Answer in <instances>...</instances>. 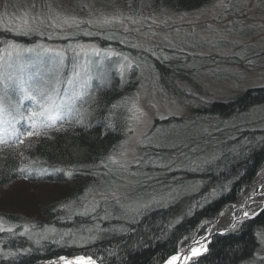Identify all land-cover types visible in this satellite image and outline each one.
I'll use <instances>...</instances> for the list:
<instances>
[{"label": "trees", "instance_id": "obj_1", "mask_svg": "<svg viewBox=\"0 0 264 264\" xmlns=\"http://www.w3.org/2000/svg\"><path fill=\"white\" fill-rule=\"evenodd\" d=\"M65 1L74 9L72 11L89 12L104 7L99 12L105 15L120 6L128 8L132 15H140L153 9L192 11L216 0H131L130 5L129 0ZM34 2L39 4L41 0H0V14L5 11L14 13L18 9H21L20 12L25 9L33 12L31 5ZM55 2L49 0L52 7ZM81 3H88L91 7L81 8ZM5 5L8 10H5ZM20 12L12 15L18 17ZM2 20L5 21L0 18V22ZM4 27H0V40L11 39L26 45L44 41L40 36L6 32ZM107 30L112 31L114 28L112 25L107 26L104 35L108 34ZM76 38L96 41L101 46L107 44V39L100 36L81 34ZM55 41L63 43V40ZM112 41L111 44L118 50L147 60L155 67L162 88L189 103L187 114L168 115L163 119L155 117L146 131L145 134L152 135L159 129L160 133L154 137V141H163L167 146L156 148L138 145L137 157L155 160L158 155L163 158L159 163L175 159L172 171L151 164H132L129 173L118 174L113 171L107 176L103 175L107 169L100 162L109 154L113 155L118 148L126 133L125 120L129 113L124 107L115 110L112 116L115 130L105 129L103 117L109 115L108 107L113 103L120 104L127 100L130 107L141 78L136 66H133L124 73L122 82L120 70L113 64L105 75L106 86L98 93L101 110L90 121L92 127L87 130L80 126L70 128L67 132L56 134L54 142L41 140L28 152V155L38 157L43 162L41 166L62 168L65 171L50 170L43 176L33 174L27 179L18 175H0V193L2 189L21 180L46 181L61 184L64 188L58 196L41 203L37 212L11 211L0 207V220L7 227L15 226L13 233H0V249L17 253V256L8 259L0 255V264H38L45 259L76 254L89 255L98 264H161L181 246L199 236L219 210L230 207L247 190L259 168L264 165V114L255 118L251 116L258 108L264 110V83L246 85L237 92L214 98L203 97L205 88L199 80L200 71L193 65L197 58L176 60L167 49L162 48L153 55L154 51L133 47L128 42L120 43L118 39ZM253 53H243V50L236 48L224 54L220 62L229 61L232 65L244 67ZM213 60L217 62L219 58L214 56ZM216 69L213 65L207 72L210 74ZM96 83L94 80V86ZM173 144L179 147H171ZM191 149H195V152ZM180 153H185L187 158L180 157ZM212 158L215 159L210 165L197 171L190 170L192 160ZM6 163L12 164L13 161L9 159ZM92 164L100 166L95 169L80 168V165ZM109 166L113 169L116 167ZM68 170L74 172L71 177L65 174ZM93 171L101 175L93 176L90 174ZM130 173H145L154 179L148 181L144 175ZM101 181L116 190L121 197L130 195L140 202H146L152 196L164 197L167 201V194L172 189H179L182 185L190 187L187 194L179 195L166 207L153 205L137 216L135 221L129 217L118 219L120 214L114 211L115 205L111 201L108 204L101 201L94 214L75 215V212L82 210L84 203L99 201L100 191L107 193L108 189L101 185ZM89 188L95 190L81 203L79 198ZM73 201L77 203L70 213L63 205ZM121 202L129 201L122 199ZM106 210L108 218L103 219ZM189 211L191 214H188ZM24 225L29 227L27 234H21ZM97 225L102 230H97ZM49 228H55L57 232L50 235L47 232ZM65 232H70V235L61 240ZM257 233H264V205L255 216L240 220L235 229L215 234L207 251L195 258L194 264H264V243ZM91 236L96 239L91 240Z\"/></svg>", "mask_w": 264, "mask_h": 264}, {"label": "snow or ice", "instance_id": "obj_2", "mask_svg": "<svg viewBox=\"0 0 264 264\" xmlns=\"http://www.w3.org/2000/svg\"><path fill=\"white\" fill-rule=\"evenodd\" d=\"M131 0H129V5ZM5 5V9H7ZM81 8H90V4L81 3ZM227 10L229 5H223ZM34 10L32 13H25L23 17L17 18L14 15H9L7 11L0 14V18L7 21V26L3 28L6 32H12L16 35L24 36H40L47 37L49 41L53 39L64 40L67 43L59 46H53L50 43L37 42L32 45H24L15 40H0V175H18L25 179L35 174L43 176L50 170L52 172H63L62 168L52 167L51 169L41 166L42 161L38 157L28 155V152L35 147L36 143L41 140L55 141L56 134L67 132L70 128L80 126L87 130L92 127L91 120L95 114L101 110L100 97L98 93L106 86L107 81L103 73H93V67H98L99 64L113 56H120L111 49H101L95 44H84L79 41L73 43V40L80 36L92 37L100 36L102 39L112 40L118 39L120 43H125L126 40L120 39L113 33L104 35L101 31L86 30L82 25L97 26L99 29H105L114 23L119 24L127 32L129 29L124 25L123 20L128 19L132 23H138L133 16L115 15L111 17L101 16L100 19H82L75 14H64L53 9L49 0H41L39 4L35 2L31 5ZM89 17L93 13L89 11ZM18 22L13 24V21ZM155 23V21H153ZM42 26L47 27L49 31L45 32ZM139 31V29H136ZM154 34V33H153ZM133 47H142L141 45H133ZM151 49H145L150 51ZM71 54V55H69ZM155 55V52H153ZM93 58H96L95 63ZM133 67L132 60L127 55L122 56V63L119 66L120 76L123 82L124 73ZM67 70V71H66ZM97 83L93 84V81ZM127 100L120 104L113 103L108 107L109 115L103 117L105 121V129L115 130V125L112 123V116L115 110L124 107L129 113L125 120V132H134L131 124L133 121L139 122L147 113L139 107L135 102L128 106ZM154 107V105H153ZM164 117H161L163 119ZM99 122V121H98ZM160 133L157 129L152 135L145 134L137 143L140 146L149 147H165L167 146L163 141H154V137ZM127 141H121L120 147L124 149ZM176 148L179 145H171ZM187 147V146H185ZM195 152V149H191ZM148 155L147 153L145 154ZM127 151L120 152L121 159H117L115 155L109 154L100 162L107 171L103 173L107 176L109 173L115 171L118 174L129 173L132 164L137 166L141 164H151L153 167L164 168L172 171V166L175 159L169 160L168 163H159L163 158L156 156V159H145L144 157H137L129 161L126 159ZM180 157L187 158L185 153H180ZM11 159L12 164L6 162ZM213 159H205L203 161L192 160L190 168L191 171H197L201 168L210 165ZM109 165L116 166L115 169ZM100 165H80V168L95 169ZM79 170V169H76ZM65 174L71 177L74 172L68 170ZM87 174V173H86ZM93 176H100L99 172H91ZM131 175H144L145 179L150 181L154 177L145 173H130ZM101 185L108 189L107 193L100 191V200L84 203L80 211L75 212V215H89L96 213V210L101 205L108 204L110 201L115 205L114 211L120 215L118 219L129 217L135 221L143 211L150 209L153 205L167 206L168 202L173 201L181 194H187V189L190 185H182L179 189H172L167 194V201L164 197L157 198L152 196L146 202H140L133 199L130 195L121 197L113 191L104 181ZM167 186V185H165ZM95 189L89 188L84 196L80 197L81 203L87 200L88 194ZM155 191V189H153ZM254 192L252 195H255ZM215 195V190L213 191ZM251 198V197H250ZM122 199H126L128 203H122ZM207 199V198H205ZM77 201L71 204L63 205L64 209L72 212L73 206ZM244 205H241L243 208ZM188 214H191L189 211ZM255 215L256 213H252ZM249 212L243 211L242 217H248ZM235 222L231 225L233 229L236 228V223L240 220L235 218ZM71 218V216H69ZM95 218V217H93ZM108 218L106 215L103 219ZM179 222V221H176ZM172 225H169L171 227ZM203 226V225H202ZM15 226L5 228L0 222V233H13ZM97 230H102L99 225ZM91 231V229L89 230ZM29 227L24 225V231L21 234H27ZM47 232L55 234L57 229L49 228ZM211 230L209 229V234ZM70 235V232H65L61 236ZM261 242L264 243V233H257ZM95 240V236L90 237ZM206 237H201L199 241L193 240L187 248L182 249L175 255L170 256L165 264H187L192 261L194 264L195 258L201 256L207 251L204 240ZM58 242V241H54ZM28 250L26 249L25 252ZM0 255L4 259L17 256L16 252H4L0 249ZM84 257H77L73 260L65 257H59L56 261H50L48 264H78V261H83ZM87 264H97V260L91 256L87 258Z\"/></svg>", "mask_w": 264, "mask_h": 264}, {"label": "rangeland", "instance_id": "obj_3", "mask_svg": "<svg viewBox=\"0 0 264 264\" xmlns=\"http://www.w3.org/2000/svg\"><path fill=\"white\" fill-rule=\"evenodd\" d=\"M223 5H229V8L225 10ZM53 9L64 14H75L82 19H100L102 15L105 17L133 16L138 20V23H132L128 19L123 20L129 31L125 32L121 25L114 23L116 26L112 25L114 30H107V33H113L131 45H141L142 47L139 49L142 48V50L151 49L150 51L159 52L162 48L167 49L169 53H172L170 56L175 57L176 60L183 58L186 61L193 57L197 58L196 64L193 65L198 72L200 71L199 80L205 88V91L202 92L203 97L214 98L221 94L237 92L246 85L264 83V0H216L192 11L177 12L172 9H153L140 15H132L128 8L119 6L105 15L102 14L103 12H99L103 11L104 7L95 8L91 10L93 16L89 17V12L72 11L74 9L68 6L65 0H56ZM20 10L9 14H16ZM25 13H32V11L25 9L20 12V16L17 18L23 17ZM17 22L14 20L13 24ZM4 26H7L6 20L0 22V27ZM42 28L45 32L49 31L47 27L42 26ZM82 28L105 33L104 29H99L97 26L82 25ZM42 39L44 41L41 42L50 43L53 46L67 43L64 40L63 43L56 42L57 39L49 41L46 36ZM112 40H106V46H101L96 41H84L79 38H75L73 43L79 41L84 44H95L101 49H111L121 54L109 57L103 60L98 67H93L94 74L100 72L104 76L107 75L113 64L119 68L123 55H127L132 60L133 66H136L139 71L141 76L139 87L130 101V106L132 102H135L147 115L142 117L139 122H132L131 127L134 132H126L121 139V141H127L124 149H121L119 144L113 152L117 159H121L120 152L126 150V159L131 161L138 156L137 141L146 133L153 119L168 115H185L188 112L189 103L184 99L176 98L162 88L155 67L147 60L136 58L125 50H118L113 43L111 44ZM236 48L243 50V53L254 52L250 54L244 67L240 64L232 65L229 61L220 62V58L225 56L224 54ZM214 56L219 58L217 62L213 60ZM93 60L95 63L96 58ZM249 60H253V62H249ZM213 65L217 67V71L208 74L207 70ZM218 68L222 72H219ZM263 114L264 110L258 108L251 113V116L255 118ZM263 178L264 165L259 168L249 187L258 184ZM62 191L64 188L61 184L46 181H16L1 190L0 207L11 211L37 212L41 203L58 196ZM0 222L5 228L7 227L3 220ZM182 247L184 245L180 249ZM57 259H45L38 264H48V262Z\"/></svg>", "mask_w": 264, "mask_h": 264}, {"label": "bare ground", "instance_id": "obj_4", "mask_svg": "<svg viewBox=\"0 0 264 264\" xmlns=\"http://www.w3.org/2000/svg\"><path fill=\"white\" fill-rule=\"evenodd\" d=\"M254 192L256 194L252 195ZM241 205H244V207L241 208ZM263 205H264V178L258 184L251 185L249 189L244 194H242L238 199H236L230 207L220 210V212L216 214V217L213 223L210 225L208 229L204 230L205 232H203L199 236L197 241H199L201 237H206L207 239V237L209 236V229L212 231L214 229L224 228V227L229 226L232 222H235L233 213H235L236 219L242 220L243 218H245V217H242L243 211H248L249 215H252V213H255ZM206 239L203 242L204 245H205ZM182 249H184V247H182L179 250V252ZM73 259L75 258H71L70 260H73ZM181 261H182V257H181ZM78 264H87V261L85 260L78 261ZM163 264H165V262Z\"/></svg>", "mask_w": 264, "mask_h": 264}, {"label": "water", "instance_id": "obj_5", "mask_svg": "<svg viewBox=\"0 0 264 264\" xmlns=\"http://www.w3.org/2000/svg\"><path fill=\"white\" fill-rule=\"evenodd\" d=\"M263 207V206H262ZM261 207V208H262ZM260 208V209H261ZM260 209L259 210H257L255 213L257 214L259 211H260ZM255 214V215H256ZM255 215H249L248 217H245V218H250V217H253V216H255ZM244 219V218H243ZM234 222H232L229 226H227V227H224V228H219V229H214V230H212L211 232H210V234H209V236L207 237V239H206V242H205V245H206V248L208 247V244H209V242L211 241V239H212V237L215 235V234H217V233H220V232H224V231H226V230H229V229H232V227H231V225L233 224ZM237 224V223H236ZM210 226H208L206 229H208ZM203 232H205V231H203ZM202 232V233H203ZM201 233V234H202ZM200 234V235H201ZM199 235V236H200ZM199 236L197 237V238H195L194 240H198V238H199ZM193 241V240H192ZM192 241H190L189 243H187V244H185L184 245V248H187V246L189 245V244H191L192 243ZM180 250V249H179ZM179 250L178 251H176L175 253H173V254H171L170 256H172V255H175L177 252H179ZM205 253V252H204ZM170 256H168L161 264H163ZM61 257H65V258H67V259H71V258H76V257H84V260L85 261H87V258L89 257V256H86V255H84V254H76V255H73V256H70V257H67V256H61ZM189 262V261H188ZM98 264V263H97ZM177 264H181V261H179V262H177Z\"/></svg>", "mask_w": 264, "mask_h": 264}]
</instances>
